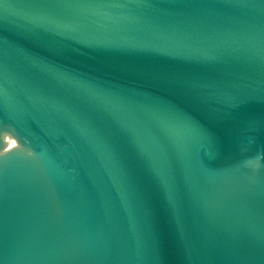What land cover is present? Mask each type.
I'll return each mask as SVG.
<instances>
[{
  "label": "water",
  "instance_id": "1",
  "mask_svg": "<svg viewBox=\"0 0 264 264\" xmlns=\"http://www.w3.org/2000/svg\"><path fill=\"white\" fill-rule=\"evenodd\" d=\"M0 264H264V0H0Z\"/></svg>",
  "mask_w": 264,
  "mask_h": 264
}]
</instances>
